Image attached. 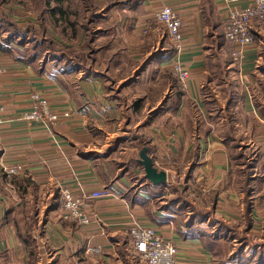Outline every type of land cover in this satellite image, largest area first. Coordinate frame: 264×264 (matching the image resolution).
Listing matches in <instances>:
<instances>
[{
	"label": "crops",
	"instance_id": "crops-1",
	"mask_svg": "<svg viewBox=\"0 0 264 264\" xmlns=\"http://www.w3.org/2000/svg\"><path fill=\"white\" fill-rule=\"evenodd\" d=\"M106 1L91 0L97 17L89 24L90 41L99 49L91 56L90 75L84 76L85 67L66 72L49 54L38 62H28L14 50L0 49V238L9 246L0 255L10 261L20 254L26 264H65L66 258L77 264L76 253L84 245L100 248V260L94 264H125L131 249L125 230L136 219L156 227L177 245L178 264H217L216 242L192 233L187 224L189 213L159 210L155 203L159 199L150 195L149 182L143 179L146 183H142L139 168L122 173L119 163L146 149L144 142L156 169L167 174L164 185L154 186L161 190V200L175 194L171 186L176 185L191 205L209 212L214 220L240 230L248 218V234L262 241L264 100L257 103L252 92L258 87L264 90V71L260 69L264 68V22L252 26L255 41L243 50L239 67L233 65L231 46L223 38L228 8H243L250 0L231 6L223 0H108L111 6H106ZM164 6L171 8L181 23L178 53L168 52L172 46L166 39L165 46L161 27L142 33ZM48 32L57 43L72 45L51 26ZM82 39V32L77 33L76 46ZM103 44L105 48L100 49ZM152 44L161 46L160 54L151 55ZM174 60L187 70L185 86L175 78L176 86L165 89L168 96L163 103L158 98L148 103L150 116L146 122L134 124L135 136L126 130L123 136L111 131V124L104 120L115 117L123 91L132 86L124 87L142 84L152 69L171 72ZM215 61L219 63L215 65ZM144 62L147 65L136 74ZM112 84L118 86L114 89L109 86ZM205 88L210 91L208 97ZM32 92L43 96L59 115L51 131L19 119L31 109ZM186 125L194 127L195 137ZM241 146L258 156L257 168L250 171L248 204L237 180L240 167L232 160ZM125 152L129 155L123 160ZM16 165L20 172L7 180L3 167ZM187 172H191L190 178L184 182ZM133 178L142 183L138 181L135 189ZM189 186L199 197L190 196ZM105 187L109 195L86 204V212H96L101 224L92 221L79 226L60 220L57 203L61 188L77 194L80 188L89 192ZM53 245L54 256H50Z\"/></svg>",
	"mask_w": 264,
	"mask_h": 264
},
{
	"label": "trees",
	"instance_id": "trees-1",
	"mask_svg": "<svg viewBox=\"0 0 264 264\" xmlns=\"http://www.w3.org/2000/svg\"><path fill=\"white\" fill-rule=\"evenodd\" d=\"M116 1L110 0V2ZM12 4H20L25 11L30 10L35 13L37 26H34L29 21L21 26L14 21H10L4 10L7 7H11ZM111 5L107 0L106 6ZM93 6L94 4L91 0H0V49L8 52L14 50L21 58L26 56L28 62H38L49 54L55 63H60L66 69V72L74 71L75 68L84 69L82 67H85L84 76L90 75L91 65L94 62L91 56L99 49H96L90 41L93 33L89 24L94 17H97L93 13L95 11ZM50 26L57 35L62 37L64 42L72 45L68 47L57 43L48 32V27ZM80 32L83 34L82 43L76 46L75 37ZM104 48V44L100 46V49ZM216 48H219L218 44H216ZM173 51L175 50L172 46L168 52L173 53ZM150 60L148 59V61ZM146 63L140 64V69L136 70V74L142 72ZM218 63L219 61L214 62L215 65ZM260 69L264 71V68L261 67ZM252 96L257 103L262 101L257 96L256 91L252 92ZM142 146L146 147V155H149L147 144L144 142ZM255 152L250 151L248 147L241 146L239 147V152L235 153L232 159L233 164L240 167L237 180L241 185L240 188L245 195V203L247 204L250 193L248 183L252 175L250 171L255 170L258 164V156ZM138 159L139 152L136 157L120 162L119 167L122 168V173L131 167L139 168L143 172V167L138 163ZM151 161L153 163L152 158ZM153 166L155 167L154 163ZM190 173H186L184 182L188 181ZM143 179L144 173L142 183H146ZM149 188L150 195L154 199H159V201L155 202L158 204L159 210L180 215L189 213L187 224H189L192 233H196L195 235L198 238H208L216 242L214 246L217 252L214 250V253L217 264H264V239L262 241L256 240L247 232L250 229L249 219L247 218V205L244 209L247 219L239 230L234 225H228L221 220L210 218L209 212L198 210L191 205V201H187L186 196L182 191H179L176 185L171 186V191L175 194H171L170 197L162 200L160 199L161 190L156 191V187L151 185Z\"/></svg>",
	"mask_w": 264,
	"mask_h": 264
},
{
	"label": "built area",
	"instance_id": "built-area-1",
	"mask_svg": "<svg viewBox=\"0 0 264 264\" xmlns=\"http://www.w3.org/2000/svg\"><path fill=\"white\" fill-rule=\"evenodd\" d=\"M247 0H223L231 6L238 2ZM264 22V0H250L243 8L229 7L225 18L223 38L231 46V59L235 67H239L243 60V50L254 43L251 28L255 24ZM180 20L175 12L164 6L160 11L154 13L151 20L146 24L142 33L146 34L151 28L161 27L169 44L174 47L176 53L181 48L182 34L180 31ZM1 71V70H0ZM171 73L181 87L185 86L188 79L187 70L174 60L171 63ZM31 109L19 115L21 121L30 125H37L51 131L57 123L58 113L51 110L47 100L38 92L30 94ZM2 108L0 107V114ZM68 113H64L67 116ZM20 166H5L3 172L7 178L17 176ZM187 189L193 198L199 197L200 193L194 188ZM110 192L105 188L86 192L82 188L75 194L68 188H61L58 193V208L60 217L64 221H73L76 225L85 226L92 221L99 222L96 212H86V204L91 200L101 199ZM128 241L139 262L146 264H178L177 245L165 238L156 227L145 226L136 219H132L125 230ZM91 252L99 253V247L91 248Z\"/></svg>",
	"mask_w": 264,
	"mask_h": 264
},
{
	"label": "rangeland",
	"instance_id": "rangeland-1",
	"mask_svg": "<svg viewBox=\"0 0 264 264\" xmlns=\"http://www.w3.org/2000/svg\"><path fill=\"white\" fill-rule=\"evenodd\" d=\"M3 10V9H2ZM4 12L6 13V16H8L10 21H14L15 23H17L18 25H23L26 22L32 20V23L34 26H37V21L35 19V13H33L30 10L25 11V9H23V7L20 4H16L13 5L11 7H7L5 8ZM16 12V13H14ZM158 34H162L161 31H159ZM54 35V32H53ZM55 37L58 39L60 37H58L57 35H55ZM165 39H167L166 37H163L162 40L164 41V44L166 46V41ZM59 40V39H58ZM255 41V40H254ZM153 48H150V53L151 55H158L160 54V48L161 46H154ZM151 45V46H152ZM150 46H148L149 48ZM51 58H47V62L48 60H50ZM49 62H52V60H50ZM175 77L173 75V73L168 72L166 70L162 71V70H155L152 69L149 72V75H147V79L142 82V84L140 83L138 85V83H130L129 85H126L124 88H127L129 86H132L131 89L129 90H125L123 91V95L120 97V106L117 108L115 117L113 119H108L105 118V122L107 121L108 123L111 124L110 130L111 131H116V134L118 136H123L124 134V130H128L127 132H125L126 134H128L129 136H135L136 132L134 131L135 129H133V126L135 123H143L147 121V118L150 116L148 115V103L152 104V100H154L155 98H158L159 100L161 99V102L163 103L168 96V92H166V88L172 86L175 88V81H174ZM112 88L116 86H118L117 84H112L109 85ZM135 89H132V88ZM118 88V87H117ZM137 88H139L137 91H135ZM206 89V88H205ZM133 90V91H132ZM206 95L207 97L209 96L210 92L208 90V88L206 89ZM257 92V96L260 97L261 100H264V90H262L261 88H257L256 90ZM124 98H126V101L124 100ZM145 98H148L145 100ZM137 101V102H136ZM126 123H129L127 125V127H125ZM181 128H183L181 126ZM185 129L193 136L195 137V132H194V127H189L188 125H186ZM115 134V136H116ZM131 136V137H132ZM128 152H129V148H127ZM126 151V150H125ZM128 152H125L122 155L123 160H126V157L129 155ZM137 171V170H136ZM130 178L132 179V176L129 175ZM128 176V177H129ZM139 180L134 179L133 182L136 183V185L134 186V189L136 188V186L139 184V182L141 183V180L138 182ZM132 182V181H131ZM106 190H108L107 187H105ZM153 199V198H152ZM58 204V203H57ZM57 209L59 212V208L57 205ZM60 215V213H59ZM60 220H62V218L59 216ZM64 221V220H63ZM71 222V221H70ZM100 223V218H99V222ZM101 224V223H100ZM23 225V224H22ZM29 225V224H28ZM3 226V223L0 219V228ZM24 235V234H23ZM47 239L43 238V242H45L46 244H48L46 242ZM51 243L52 240H50ZM20 244V243H19ZM60 244V243H59ZM6 247L8 248V244L6 245L3 238H0V251H3L6 249ZM53 247L50 246L49 252L48 254H50V256H54L53 254ZM91 248H97V246H84L82 245V247L79 250V253L77 251V257L79 258L76 263L77 264H94V262L99 261L100 260V256H101V252L99 253H95V252H91L90 249ZM130 250V255H128L127 261L125 260L123 263L125 264H146V263H141L138 261V259L136 258L134 252L132 249ZM8 251V249H7ZM20 253V250H19ZM58 256V255H57ZM5 255H0V264H26L25 263V256L21 257V255H17V256H13L12 259L9 261V258L6 257L5 259ZM66 257V256H65ZM66 263L65 264H71V262L69 263L68 259L66 258ZM182 261L179 263L181 264Z\"/></svg>",
	"mask_w": 264,
	"mask_h": 264
},
{
	"label": "water",
	"instance_id": "water-1",
	"mask_svg": "<svg viewBox=\"0 0 264 264\" xmlns=\"http://www.w3.org/2000/svg\"><path fill=\"white\" fill-rule=\"evenodd\" d=\"M147 63L145 64V66ZM138 74V73H137ZM138 163L143 167L144 179L153 186H160L166 183L167 174L163 170H157L146 155V149L142 148L139 152Z\"/></svg>",
	"mask_w": 264,
	"mask_h": 264
}]
</instances>
